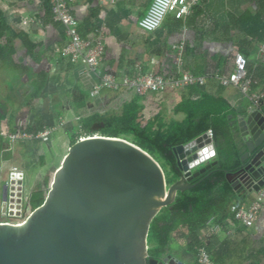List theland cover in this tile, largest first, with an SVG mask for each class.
Segmentation results:
<instances>
[{"label": "crops", "instance_id": "0c3cea01", "mask_svg": "<svg viewBox=\"0 0 264 264\" xmlns=\"http://www.w3.org/2000/svg\"><path fill=\"white\" fill-rule=\"evenodd\" d=\"M151 1L67 0V5L77 20L80 36L82 31H88L85 37H81L102 39L105 55L99 70L114 76L119 83L125 78L136 79L151 73L166 77L182 76L184 73L193 76L210 74L214 76L213 81L208 80L205 85L151 91L145 95L125 87L117 90L105 88L98 96L92 97L91 91L98 78L80 60L72 61L69 56L61 55L60 49L68 43V37L60 22L53 18L46 20L44 0H0V15L5 22V27L0 26V117L5 116L1 128L7 131L13 129L16 131L14 134H26L24 129L31 124L33 114L38 113L43 124L42 131L48 128L55 131L53 139L63 135L66 125L74 124L70 133L75 131L81 117L87 118L94 113H121L124 105L136 96L140 97L143 106V125L159 112L167 122H180L184 115L176 114L174 108L196 85L228 102L235 112L229 120L237 127L236 133L240 117L256 109L264 113V102L259 104L264 99V44L255 42L251 45L248 60L251 78L256 83L247 93L219 82L220 77H227L233 71L238 52V44L224 34V26L230 25L231 17L238 18L249 10L255 12V5L247 0H200L197 7L182 18L181 24L175 12L152 33L139 26V20L147 12ZM151 111H154L153 115L145 114ZM48 113L58 117L56 121H60L59 125L49 126ZM62 121L65 125L61 128ZM99 126L103 127V124ZM57 133L59 136H56ZM17 143L22 144H18L16 151L12 152L15 159L19 151L24 156L35 151L43 164L44 147L39 140ZM31 143H34L33 148ZM212 161L218 160L214 158ZM10 167L25 171L19 166ZM256 193L237 192L239 202L248 203ZM208 226L206 231L201 232L200 239L206 245L217 248L221 264H264V207L250 227L237 218L231 221L228 230L213 221L210 224L208 221ZM183 245L184 241L177 233L174 234L168 254L178 256L188 264H198V256L189 253Z\"/></svg>", "mask_w": 264, "mask_h": 264}, {"label": "water", "instance_id": "95a60500", "mask_svg": "<svg viewBox=\"0 0 264 264\" xmlns=\"http://www.w3.org/2000/svg\"><path fill=\"white\" fill-rule=\"evenodd\" d=\"M235 137L240 165L228 179L237 192H257L264 187L263 111L240 117ZM171 155L182 176L168 187L161 165L134 143L79 140L54 172L43 203L20 225L0 222V264H188L170 254L150 257V225L218 161H212L216 151L207 134L174 147ZM6 195L3 186L2 201Z\"/></svg>", "mask_w": 264, "mask_h": 264}, {"label": "trees", "instance_id": "16d2710c", "mask_svg": "<svg viewBox=\"0 0 264 264\" xmlns=\"http://www.w3.org/2000/svg\"><path fill=\"white\" fill-rule=\"evenodd\" d=\"M247 1L256 6V11H245L238 18L231 17L230 25L224 26V34L229 35L232 41L238 44L237 53L243 54L248 60L251 45L255 42L264 44V0ZM43 5L46 20H52L49 0H44ZM196 7L197 5L193 8ZM92 15L96 16V13ZM177 19L181 24L182 18ZM0 26L5 27L1 15ZM87 32L82 31L81 36L85 37ZM247 72L251 77L249 60ZM206 77L212 80L214 76L209 74ZM254 82L256 83L255 79ZM189 90L188 96L174 108L176 114L184 115V119L180 122L174 120L167 122L159 112L143 125L141 120L143 106L140 97L136 96L124 105L119 114L94 113L87 118L81 117L79 126L70 136V145L72 147L79 140L94 136L128 140L149 153L161 165L167 185L170 187L182 176L181 172L175 169L176 160L171 155L172 149L212 130L215 159L219 161V165L213 167L212 171L195 178L191 182V184L198 182L195 187L178 193L171 205L161 209L150 225L148 252L151 258L161 259L169 253L171 241L177 233L189 253L198 256V250L204 247L212 255L213 260L221 264L217 248L202 242L200 234L209 228L208 221L221 224L225 230H228L231 221L236 219L235 213L231 211V205L239 202V196L227 173L229 169L235 171L240 165L239 149L235 139L237 127L229 120V116L235 112L223 98L208 94L198 85ZM262 102L264 99L260 100L259 104ZM4 120L5 116L0 117V125ZM95 124H103L100 131H93ZM42 125L39 114L34 113L31 124L24 129V132L28 135H36L42 131ZM8 133L14 134L16 131L9 129ZM12 156L8 140L1 135L0 126V162H9ZM50 184L48 178L43 180L46 188H49ZM47 192L48 190L36 189L28 195L23 205L28 214L43 203Z\"/></svg>", "mask_w": 264, "mask_h": 264}, {"label": "built area", "instance_id": "2783aa9c", "mask_svg": "<svg viewBox=\"0 0 264 264\" xmlns=\"http://www.w3.org/2000/svg\"><path fill=\"white\" fill-rule=\"evenodd\" d=\"M200 0H152L145 15L139 20V26L144 31L156 32L162 25L168 13L176 12L178 18H183L192 12L194 5ZM53 19L58 21L64 27L68 43L60 49L63 56H69L72 61L80 60L87 65L98 78L91 96H98L105 88L117 90L120 87L134 90L139 95H145L148 92H160L168 88L183 87L193 84L205 85L208 81L206 76H193L189 73H184L182 76L166 77L161 74L151 73L140 76L136 79L125 78L119 83L116 78L108 73L99 70L100 65L105 55V45L101 38L95 40L85 39L80 36L77 31V20L72 15L67 5V0H49ZM234 69L227 77H220L219 82L224 86H234L239 88L242 93H247L253 85V79L248 76L247 58L240 53H237L234 58ZM217 77V76H215ZM218 78V77H217ZM257 102V101H256ZM52 129H44L33 137L27 134H9L7 139L11 143L28 140H39L43 144L49 142L52 135ZM207 136L213 139V131L209 130ZM7 175L6 200L4 209L0 212L2 223L14 225L22 224L28 213L21 205V199L18 197V184L23 182L24 175L16 168H10ZM14 176V177H12ZM20 176V178L18 177ZM19 200V201H17ZM16 202V203H15ZM264 207V187L257 191L256 196L249 201H241L231 205V211L235 213L236 218L245 226H252L258 218L260 210ZM212 222L209 221V224ZM198 264H218L212 258V255L204 248L198 250Z\"/></svg>", "mask_w": 264, "mask_h": 264}, {"label": "rangeland", "instance_id": "374dc122", "mask_svg": "<svg viewBox=\"0 0 264 264\" xmlns=\"http://www.w3.org/2000/svg\"><path fill=\"white\" fill-rule=\"evenodd\" d=\"M174 14H175V11H171L168 13V16L169 15L174 16ZM14 99H16V98H14ZM12 108H13V106L10 107V109H12ZM145 114L148 116H151L154 114V111L145 112ZM70 116L72 117V115H70ZM46 117L49 120V124H50L49 126L51 128L59 125L60 121L58 123L56 121V119L58 117L54 118V116L50 113H48L46 115ZM72 122H74V121H72ZM64 125H65L64 121H62L61 128ZM74 127H75L74 124L73 125H66L63 127L64 132H62V134H63L62 136L61 135L59 136V134L57 133L56 136H59V137H57V138L54 137L53 139H51L53 134L55 133V131H54L52 133V135L50 136L49 142L47 144L41 143V144H43L42 146L44 147V151L42 152V155L44 158L43 164H41V161H39L38 155L35 153V151L31 152L28 155L26 154L25 156H24V154H20L21 151H19L16 153V156H15L16 159L12 156V159H11L12 162H9V163L8 162L7 163L0 162V188L4 186L5 182H7V180H8L7 175H8L9 170H11L10 168H14V167H10V166H19L22 169L25 168L24 169L25 171H23V172L21 171L24 175L23 176L24 177L23 182L18 184V186H19L18 191L20 194V195H18V197H20V199H21V205L22 206L25 204V201L31 192L35 191L36 189H42L45 191L48 190L49 188H46L43 185V180L48 178L49 184L52 181V176H53L54 172L58 169V167L61 164L62 159L65 158V156L68 153V150L71 147L69 138L75 132L73 130V132L70 133L72 131V128L74 129ZM8 134L9 133L5 128H1V135L6 140H8L6 137V136H8ZM19 142H24V141L20 140ZM8 143L10 145V150L12 152H15L16 151L15 148L17 146H19L20 144H22V143L19 144L17 142L11 143L9 140H8ZM35 144H37V143H35ZM30 145H31V148H33L34 143H31ZM13 160H16V161H13ZM0 194H1V191H0ZM17 201H19V200H17ZM2 209H4V203H2L0 201V212L2 211Z\"/></svg>", "mask_w": 264, "mask_h": 264}, {"label": "clouds", "instance_id": "9594fccd", "mask_svg": "<svg viewBox=\"0 0 264 264\" xmlns=\"http://www.w3.org/2000/svg\"><path fill=\"white\" fill-rule=\"evenodd\" d=\"M8 135H9V134H8ZM94 137H95V136H94ZM0 189H2V187H1ZM0 201H2V200H1V194H0ZM28 215H29V214H28ZM28 215H27V216H28ZM1 223H2V222H1Z\"/></svg>", "mask_w": 264, "mask_h": 264}, {"label": "flooded vegetation", "instance_id": "af4514ba", "mask_svg": "<svg viewBox=\"0 0 264 264\" xmlns=\"http://www.w3.org/2000/svg\"><path fill=\"white\" fill-rule=\"evenodd\" d=\"M192 182V181H191ZM191 184V183H190Z\"/></svg>", "mask_w": 264, "mask_h": 264}]
</instances>
